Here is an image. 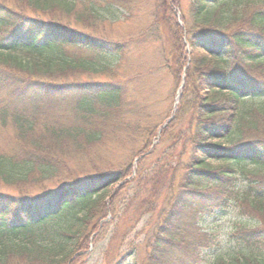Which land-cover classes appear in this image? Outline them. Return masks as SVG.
Listing matches in <instances>:
<instances>
[{
  "label": "trees",
  "instance_id": "1",
  "mask_svg": "<svg viewBox=\"0 0 264 264\" xmlns=\"http://www.w3.org/2000/svg\"><path fill=\"white\" fill-rule=\"evenodd\" d=\"M108 2L130 12L128 0ZM108 2L0 0V128L15 130L17 147L0 149V264H86L111 227L109 242L155 214L141 264H204L212 234L200 224L182 233L180 222L234 203L252 212V227L231 236L247 252L214 264H264V0H190L182 26L179 0L150 1L146 33L165 36L158 69L184 81L171 118L153 126L133 121L139 108L121 115L128 92L100 79L114 69L100 58L127 50L105 34ZM107 141L127 147L124 162L73 170L76 158L94 165ZM177 147V168L160 167Z\"/></svg>",
  "mask_w": 264,
  "mask_h": 264
},
{
  "label": "rangeland",
  "instance_id": "2",
  "mask_svg": "<svg viewBox=\"0 0 264 264\" xmlns=\"http://www.w3.org/2000/svg\"><path fill=\"white\" fill-rule=\"evenodd\" d=\"M99 1L103 3L104 1L108 2V0ZM150 1L128 0L130 12L108 2L113 8L112 14L115 12V18L112 17L108 19L109 22H106V27L104 28L105 34L113 40L126 41L127 50L123 58H121L122 61L119 58L117 59L116 56L100 58L103 64H107L114 69L99 78L106 81L119 80L120 84L124 86L125 91L128 92L125 101L127 106L125 105V110H123L121 115L126 114L124 115L125 117L129 116L130 108H139L141 110L139 114L141 115L138 113L135 115H139L140 119L138 116H134L133 121L137 122L140 120V122H144L146 125L153 126L161 123L163 125L167 123L169 117L171 118L175 107L179 103L184 81L183 78L180 81L176 78L174 79L171 71L167 72L158 69V64L160 63V54L158 53L165 42V36H162V39L160 38L161 42L153 43V38L149 35L150 33H146V29L151 23L148 17ZM179 4H181V7L176 11V17L182 26V14L187 11L190 0H179ZM101 30L103 31V28ZM141 35H143V38H141ZM75 56L81 59L84 57L80 53L75 54ZM117 66L118 68H115ZM182 76L184 77V75ZM45 105L50 112L62 117L65 121H72L76 117L75 113L62 103L48 101ZM15 138V130L12 127L0 128V149L4 152L15 151L17 149L16 142H14ZM96 150L97 152L91 161L94 165H89L90 163L86 162L85 158H76L70 162V166L74 168L75 163H77L84 165V171L91 172L95 168L106 166L107 163L124 162L127 159V147L123 145L118 146L110 141H107L105 145ZM181 153L182 149L177 147L175 151L170 153L167 159L162 160L161 156L158 158L159 162L162 160L160 167L169 163L171 167L176 169L181 159L183 160ZM84 161L87 164H84ZM73 170L77 172L82 171L81 167H75ZM177 173L178 171L174 175ZM165 178V182L168 181L169 175H166ZM244 184L243 182L240 183V188ZM115 188L109 189L106 194L107 198ZM0 190H3L1 185ZM246 208L245 204L234 203L225 213L207 216L204 209L183 218V221L180 222L182 233L183 226L187 224L188 227L190 224L189 235L193 236L195 227L200 224L206 231L212 234V241L208 244L211 249L207 252L210 262L204 264H214L216 258L227 260L231 256L247 252L237 240L231 237L232 232H235L236 229L240 227H252L254 224V220L251 218L252 212H247L246 210L248 209ZM242 212L247 213L250 217L245 216ZM156 215L144 217L125 237L123 231L125 225L122 224L120 235L109 242L112 234L111 227L106 240L102 241L101 245L91 254L86 264H115L122 255L132 251L131 244L137 246L140 243L142 245L140 252L132 255L128 259V264H141L145 256V244L142 243L146 238V234L155 224ZM203 215H205L204 219H202ZM132 216V211H130L125 218L130 219ZM185 236L181 234V237L184 238ZM188 236L185 239L187 243L189 242ZM168 264H176V261L170 260Z\"/></svg>",
  "mask_w": 264,
  "mask_h": 264
}]
</instances>
